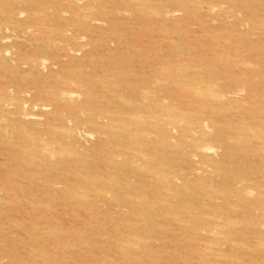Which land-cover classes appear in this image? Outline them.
Segmentation results:
<instances>
[{
    "label": "rangeland",
    "instance_id": "374dc122",
    "mask_svg": "<svg viewBox=\"0 0 264 264\" xmlns=\"http://www.w3.org/2000/svg\"><path fill=\"white\" fill-rule=\"evenodd\" d=\"M0 122V264H264V0H0Z\"/></svg>",
    "mask_w": 264,
    "mask_h": 264
},
{
    "label": "bare ground",
    "instance_id": "6f19581e",
    "mask_svg": "<svg viewBox=\"0 0 264 264\" xmlns=\"http://www.w3.org/2000/svg\"><path fill=\"white\" fill-rule=\"evenodd\" d=\"M60 120H61V119H60ZM119 120H121V119H119ZM122 121H123V120H122ZM124 121H126V120H124ZM124 121H123V122H124ZM128 121H129V120H128ZM130 121H131V120H130ZM13 122H15V121H13ZM57 122H58V121H57ZM63 122H64V121H63ZM92 122H93V121H91V123H92ZM118 122H119V121H118ZM0 123H1V122H0ZM112 123H116L115 119H114V121H112ZM120 123H121V121H120ZM120 123H117V124H120ZM124 123H125V122H124ZM15 124H16V123H15ZM57 124H59V123H57ZM34 125H35V124H34ZM40 125H41V124H40ZM112 125H113V124H112ZM120 125H121V124H120ZM8 126H9V125H8ZM121 126H122V125H121ZM127 126H128V125H127ZM104 127H106V126H104ZM111 127H112V126H111ZM116 127H117V125H116ZM128 127H129V126H128ZM128 127H127V128H128ZM32 128H33V127H32ZM5 129H6V128H5ZM11 129H12V128H11ZM11 129H10V130H11ZM36 129H37V127H36ZM41 129H42V128H41ZM112 129H113V128H112ZM112 129H111V130H112ZM117 129H119V128H117ZM122 129H123V128H122ZM132 129H134V128H132ZM13 130H14V129H13ZM13 130H12V131H13ZM16 130H17V129H16ZM16 130H15V131H16ZM43 130H44V129H43ZM43 130H42V131H43ZM126 130H127V129H126ZM8 131H9V130H8ZM12 131H11V132H12ZM128 131H129V129H128ZM134 131H135V130H134ZM116 132H118V130H117ZM123 132H124V131H123ZM109 133H110V131H109ZM12 134H13V133H12ZM121 134H122V133H121ZM123 134H124V133H123ZM107 136L109 137V135H107ZM116 136H117V135H116ZM9 139H10V138H9ZM110 140H111V139H110ZM9 143H10V142H9ZM10 146H11V145H10ZM10 146H9V148H10ZM7 147H8V146H7ZM9 148H8V150H9ZM10 149H11V148H10ZM7 152H8V151H7ZM55 152H56V151H55ZM60 153H62V152H60ZM8 154H9V153H8ZM10 154H11V153H10ZM36 154H37V153H36ZM48 154H49V153H48ZM48 154H47V155H48ZM117 154H118V153H117ZM30 155H31V154H30ZM59 155H60V154H59ZM48 156L50 157V155H48ZM54 156H55V155H54ZM117 156H118V155H117ZM33 157H35V156H32V157H30V158H33ZM40 157H41V156H40ZM52 157H53V156H52ZM57 157H58V156H57ZM57 157H56V158H57ZM67 158H68V157H67ZM116 158H117V157H116ZM36 159H37V158H36ZM114 160H115V159H114ZM114 160H113V161H114ZM116 160H117V159H116ZM116 160H115V161H116ZM117 161H118V160H117ZM117 161H116V162H117ZM68 162H69V161H68ZM79 162H80V161H79ZM42 163H43V162H42ZM83 163H84V162H83ZM117 163H118V162H117ZM118 165H119V164H118ZM85 166H86V165H85ZM79 167H80V166H79ZM27 186H29V185H26V187H27ZM60 195H61V194H60ZM136 195H137V194H136ZM61 196H62V195H61ZM98 196H99V195H98ZM122 196H123V195H122ZM128 197H129V196H128ZM128 197H127V198H128ZM58 198H59V197H58ZM102 198H103V197H102ZM127 198H126V199H127ZM0 199H1V198H0ZM126 199H125V200H126ZM60 200H61V199H60ZM99 200H100V199H99ZM103 200H104V199H103ZM105 200H106V199H105ZM127 200H128V199H127ZM127 200H126V201H127ZM132 200H133V199H132ZM1 201H2V200H1ZM62 201H63V200H62ZM64 201H66V200H64ZM107 201H108V200H106V202H107ZM133 201H134V200H133ZM133 201H132V202H133ZM60 202H61V201H60ZM110 202H111V201H110ZM110 202L108 201L107 203H110ZM137 202H138V201H137ZM139 202H140V201H139ZM0 203H1V202H0ZM58 203H59V202H58ZM121 203L123 204V203H125V202H121ZM112 204H113V203H112ZM1 205H3V204H1ZM101 205H103V204H101ZM118 205H119V204H118ZM118 205H117V206H118ZM135 205H136V204H135ZM52 206H55V207H56L57 205H52ZM104 206H105V205H104ZM120 206H122V205H120ZM123 206H124V205H123ZM140 206H141V205H140ZM0 207H1V206H0ZM70 207H71V206H70ZM106 207H108V206H106ZM141 207H142V206H141ZM143 207H144V206H143ZM120 208H121V207H120ZM53 209H54V208H53ZM109 210H110V209H109ZM132 210H133V209H132ZM144 210H145V209H144ZM64 211H67V210H64ZM68 212H69V211H68ZM70 212H71V211H70ZM141 213H142V212H141ZM68 214H70V213H68ZM23 215H24V214H23ZM24 216H25V215H24ZM26 216H27V215H26ZM30 216H31V215H30ZM136 216H138V215H136ZM13 221H14V219H13ZM9 223H10V222H9ZM10 224H11V223H10ZM52 224H53V223H52ZM54 225H56V224H54ZM10 226H11V225H10ZM11 227H12V226H11ZM14 227H16V226H14ZM12 230H13V229H12ZM22 230H23V229H22ZM19 231H20V230H19ZM27 231H29V230H27ZM140 231H141V230H140ZM33 232H34V231H33ZM37 232H38V231H37ZM24 233H25V232H24ZM38 233H40V232H38ZM54 233H55V232H54ZM60 233H61V232H60ZM28 234H29V233H28ZM30 234H31V233H30ZM34 234H35V233H34ZM40 234H42V232H41ZM55 234L57 235V233H55ZM135 234H136V233H135ZM20 235H21V234H20ZM31 235H32V234H31ZM43 235H44V234H43ZM45 235H47V234H45ZM45 235H44V236H45ZM9 236H10V235H9ZM33 236H34V235H33ZM47 236H48V235H47ZM51 236H52V235H51ZM107 236H108V235H107ZM45 237H46V236H45ZM55 237H56V236H55ZM59 237H60V236H59ZM133 237H134V236H133ZM133 237H132V238H133ZM53 238H54V237H53ZM98 238H99V237H98ZM107 238H108V237H107ZM107 238H106V240H107ZM143 238H144V237H143ZM145 238H146V237H145ZM31 239H32V238H31ZM99 239H100V238H99ZM99 239H98V240H99ZM137 239L140 240L141 238H137ZM9 240H10V238H9ZM21 240H22V239H21ZM95 240H96V239H95ZM100 240H101V239H100ZM130 240H132V239H130ZM135 240H136V239H135ZM143 240H144V239H143ZM13 241L15 242V240H13ZM28 241H29V240H28ZM36 241H37V240H36ZM23 242H25V241H23ZM29 242H30V241H29ZM33 242H35V241H33ZM59 242H61V241H59ZM10 243H11V242H10ZM98 243H99V242H98ZM101 243H102V242H101ZM7 244H8V243H7ZM40 244H41V240H40ZM99 244H100V243H99ZM99 244H98V245H99ZM102 244H103V243H102ZM9 245H10V244H9ZM16 245H17V244H16ZM28 245H29V244H28ZM30 245H32V244H30ZM33 245H34V244H33ZM65 245H66V244H65ZM110 245H111V244H110ZM17 246H18V245H17ZM106 246H107V245H106ZM34 247H36V246H34ZM104 248H105V247H104ZM0 249H1V248H0ZM10 249H12V248H10ZM35 249H36V248H35ZM91 249H92V248H91ZM1 250H2V249H1ZM1 250H0V251H1ZM7 250H8V249H7ZM19 250H20V249H19ZM59 250H60V249H59ZM98 251H99V250H98ZM100 251H101V250H100ZM107 251H108V250H107ZM24 252H25V251H24ZM29 252H30V251H29ZM32 252H33V251H32ZM59 252H60V251H59ZM109 252H110V251H109ZM9 253H10V252H9ZM12 253H13V252H12ZM104 253H105V252H104ZM104 253H103V254H104ZM0 254H1V253H0ZM7 254H8V253H7ZM7 254H6V255H7ZM10 254H11V253H10ZM13 254H14V253H13ZM36 254H37V253H36ZM38 254H39V253H38ZM110 254H111V253H110ZM1 255H2V254H1ZM33 255H34V254H33ZM39 255H40V254H39ZM39 255H38V257H39ZM59 255H60V254H59ZM106 255H107V254H106ZM103 256H105V254H104ZM40 257H41V256H40ZM99 257H100V256H99ZM108 257H109V256H108ZM108 257H107V258H108ZM111 257H112V256H111ZM10 258H11V257H10ZM10 258H9V260H10ZM5 259H6V257H5ZM23 259H24V258H23ZM58 259H59V258H58ZM60 260H61V259H60ZM7 261H8V260H7ZM24 261H25V260H24ZM29 261H30V260H29ZM56 261H57V260H56ZM11 262H12V261H11ZM52 262H53V261H52ZM71 262H72V261H71ZM74 262H75V261H74ZM23 264H24V263H23ZM27 264H28V263H27ZM29 264H31V263L29 262ZM34 264H35V263H34Z\"/></svg>",
    "mask_w": 264,
    "mask_h": 264
}]
</instances>
